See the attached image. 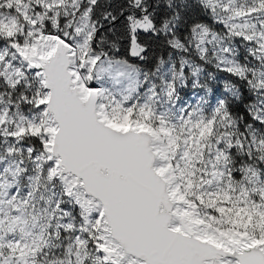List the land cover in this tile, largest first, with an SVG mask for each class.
<instances>
[{
    "label": "snow or ice",
    "instance_id": "snow-or-ice-1",
    "mask_svg": "<svg viewBox=\"0 0 264 264\" xmlns=\"http://www.w3.org/2000/svg\"><path fill=\"white\" fill-rule=\"evenodd\" d=\"M0 264H264V0H0Z\"/></svg>",
    "mask_w": 264,
    "mask_h": 264
}]
</instances>
